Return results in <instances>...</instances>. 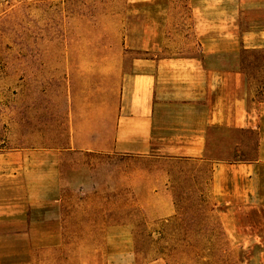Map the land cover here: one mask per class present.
Wrapping results in <instances>:
<instances>
[{"label": "rangeland", "instance_id": "rangeland-1", "mask_svg": "<svg viewBox=\"0 0 264 264\" xmlns=\"http://www.w3.org/2000/svg\"><path fill=\"white\" fill-rule=\"evenodd\" d=\"M200 4L206 3L0 0V166L6 164L5 178H13L10 167L48 193L53 181L54 195L47 215L38 209L44 220L33 237L0 242V263L264 264V36L247 34L243 48L242 37L238 46L230 34L238 17L242 27L263 28L264 0H222L206 19ZM206 22L229 34L227 49L209 64L244 77V132L210 130L207 150L194 159L70 147L67 94L77 90L87 51L98 47L96 31L123 26L129 64L142 55L143 30L154 49L160 38L163 52L192 53L194 30ZM216 157L253 166L224 170L219 182Z\"/></svg>", "mask_w": 264, "mask_h": 264}, {"label": "crops", "instance_id": "crops-1", "mask_svg": "<svg viewBox=\"0 0 264 264\" xmlns=\"http://www.w3.org/2000/svg\"><path fill=\"white\" fill-rule=\"evenodd\" d=\"M204 1V6L200 4L199 17L206 19L212 14L214 3L222 0H199V3ZM205 24L206 27L194 30L198 45L192 53L163 52L160 38H154L159 46L154 49L150 30L148 34L143 30L142 55L132 58L129 64L125 63V53L129 51L125 52L123 44V26L113 24L96 31L102 36L98 47L91 54L87 51L85 70L75 78L77 90L67 94L70 147L123 154L161 152L194 159L202 158L207 150L210 130L244 132L242 72L209 64L210 57L227 49L223 39L229 34L224 27ZM237 26L230 34L238 46L242 37L243 48H247V34L264 36V27L255 31L242 27L239 17ZM161 31L157 29L153 35H160ZM253 127L262 129L261 124L254 123ZM258 147L260 150V142ZM259 158L260 154L254 162ZM2 159L0 156V162ZM212 163L215 179V172L219 173V182L224 180L221 174L224 170L234 167L238 172L252 165L239 158L216 157ZM5 165L0 166V242H10L11 236L33 237L34 228L42 222L40 219L44 220L43 216H37L38 209L44 208L47 215L48 207L54 203L53 181L48 193V189L38 188L37 181L23 183L26 177L20 178L10 167L9 175L13 178H5ZM254 166L262 165L254 163Z\"/></svg>", "mask_w": 264, "mask_h": 264}, {"label": "trees", "instance_id": "trees-1", "mask_svg": "<svg viewBox=\"0 0 264 264\" xmlns=\"http://www.w3.org/2000/svg\"><path fill=\"white\" fill-rule=\"evenodd\" d=\"M243 160H247V159H243Z\"/></svg>", "mask_w": 264, "mask_h": 264}]
</instances>
